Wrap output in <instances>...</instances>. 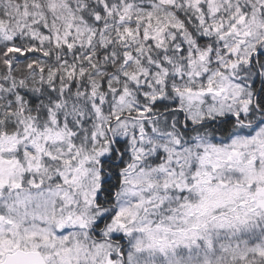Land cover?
Segmentation results:
<instances>
[{"label":"snow or ice","instance_id":"1","mask_svg":"<svg viewBox=\"0 0 264 264\" xmlns=\"http://www.w3.org/2000/svg\"><path fill=\"white\" fill-rule=\"evenodd\" d=\"M0 264H264V0H0Z\"/></svg>","mask_w":264,"mask_h":264}]
</instances>
